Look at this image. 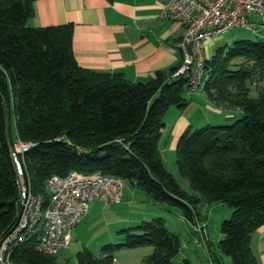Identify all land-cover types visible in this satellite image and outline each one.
<instances>
[{
  "label": "trees",
  "instance_id": "1",
  "mask_svg": "<svg viewBox=\"0 0 264 264\" xmlns=\"http://www.w3.org/2000/svg\"><path fill=\"white\" fill-rule=\"evenodd\" d=\"M31 2L0 0V233L8 230L17 209L14 125L16 137L30 144L23 158L34 193L47 196L51 174L99 170L131 182L154 202L177 208L191 223L201 201L225 202L232 212L220 225V251L231 264H257L250 243L264 225V41L235 39L206 59L199 88L233 114L223 122L188 126L180 134L176 167L189 193L160 151L167 110L189 102L187 75L172 76L179 64L148 81L81 67L72 53L71 25H28ZM117 233L120 240L101 245L98 254L84 246L75 264H114L116 251L141 246L152 247L143 264H193L187 257L175 260L180 242L163 217ZM57 255L23 245L12 258L61 264Z\"/></svg>",
  "mask_w": 264,
  "mask_h": 264
},
{
  "label": "crops",
  "instance_id": "2",
  "mask_svg": "<svg viewBox=\"0 0 264 264\" xmlns=\"http://www.w3.org/2000/svg\"><path fill=\"white\" fill-rule=\"evenodd\" d=\"M165 1L32 0L27 24H69L72 27V53L79 66L116 72L130 81H148L157 71H169L181 61L178 41L184 33V26L160 16ZM199 91H202V97L196 95ZM185 96L189 99L187 105L182 109L174 107L176 110L170 112L172 121L169 128L166 121L162 129L160 144L169 146L171 150H175L186 127L223 122L233 114L231 110L210 102L201 88L193 92L186 89ZM201 102L206 106L204 110ZM250 244L257 264H264V225L252 233ZM140 248L116 251L114 264L121 258L122 264H143V258L152 251V247L137 252ZM119 253L122 254L119 256ZM135 260L138 263H133Z\"/></svg>",
  "mask_w": 264,
  "mask_h": 264
},
{
  "label": "built area",
  "instance_id": "3",
  "mask_svg": "<svg viewBox=\"0 0 264 264\" xmlns=\"http://www.w3.org/2000/svg\"><path fill=\"white\" fill-rule=\"evenodd\" d=\"M160 16L184 26L178 41L181 61L172 76L186 74L187 90L193 92L205 78V41L234 27L256 33L264 24V0H166ZM29 146L18 137L13 142L18 200L12 224L0 233V264H28L12 258L23 245L42 254H59L70 245L74 229L92 201L121 203L124 192L120 176L99 170H71L66 175L51 174L47 178L46 197L36 194L24 166L23 156Z\"/></svg>",
  "mask_w": 264,
  "mask_h": 264
},
{
  "label": "rangeland",
  "instance_id": "4",
  "mask_svg": "<svg viewBox=\"0 0 264 264\" xmlns=\"http://www.w3.org/2000/svg\"><path fill=\"white\" fill-rule=\"evenodd\" d=\"M258 29L259 32L253 33L242 27H234L214 36L205 41V54L210 57L217 47L231 44L235 39L239 38L264 41V24ZM255 94V89L252 87L250 95L255 96ZM184 95H186V90ZM196 95L202 97L203 93L199 91ZM202 104L201 102V108L204 110L206 106ZM171 110L176 109L172 107L165 116L168 128L172 121ZM12 135L16 138L14 125H12ZM160 151L165 166L175 176L180 185L191 193L192 190L187 181L181 177L176 167L175 150H171L169 146L165 147L161 143ZM196 209L199 214L195 218V223H191L177 208L154 202L141 189L125 180L121 203L102 200L93 201L74 229L70 245L60 251L57 255V260L61 264H75L76 253L84 246L94 254H98L101 245L120 240L121 236L117 233L118 230L137 225L144 220L163 217L168 229L177 235L180 242V248L175 260L179 261L183 257H187L193 264H213L212 259L214 264H231L230 257L223 254L218 245L220 239L223 238L220 225L223 220L230 217L231 207L225 202L208 203L201 201L197 204ZM145 247L149 246H141L137 252H142ZM121 254L119 253V256ZM122 263L123 260L121 258L117 264ZM133 263H138V260Z\"/></svg>",
  "mask_w": 264,
  "mask_h": 264
}]
</instances>
